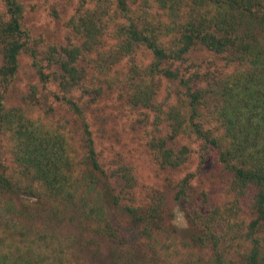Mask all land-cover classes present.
Wrapping results in <instances>:
<instances>
[{"label": "trees", "instance_id": "16d2710c", "mask_svg": "<svg viewBox=\"0 0 264 264\" xmlns=\"http://www.w3.org/2000/svg\"><path fill=\"white\" fill-rule=\"evenodd\" d=\"M90 1V8L68 19L80 43L48 45L37 53L27 46L22 4L0 0V142L9 155L6 165L0 156V195L21 190L38 201L57 199L64 207L78 200L84 219L97 220L112 241L118 238L108 264H140L133 253L141 245L137 239L151 237L165 223L161 190L152 196L155 191L138 181L132 162L105 168L85 117L92 103L119 89L114 99L136 110L151 170L179 167L190 147L178 142L197 141L199 152L209 148L230 175L235 200L251 192L241 215L230 206L224 222L215 217L217 209L185 212L184 244L208 248L211 264H264V0ZM194 50L211 59L204 66L185 64ZM22 52L42 82L56 83V98L69 119L42 120L19 105H5ZM138 53L146 64L135 61ZM190 175L175 183L174 199L183 197ZM112 181L117 193H111ZM99 185L107 187L112 203L122 197L130 201L123 207L134 245L121 241L97 197L85 198ZM53 262L9 247L0 252V264H61Z\"/></svg>", "mask_w": 264, "mask_h": 264}, {"label": "rangeland", "instance_id": "374dc122", "mask_svg": "<svg viewBox=\"0 0 264 264\" xmlns=\"http://www.w3.org/2000/svg\"><path fill=\"white\" fill-rule=\"evenodd\" d=\"M17 1L23 6L22 26L29 34L27 46L35 49L37 53L48 45L59 47L69 43H80L81 38L73 32L68 19L79 9L90 8L92 6L90 0ZM190 55L185 64L193 61L204 66L205 61L210 58L203 50L191 51ZM140 56L138 53L135 61L143 60L141 64H146L147 59L141 60ZM116 70L118 72H115ZM119 70V67L113 68L115 75H118ZM117 90L119 89L110 90V93L103 95L85 111L98 160L105 168L113 169L119 162H132L138 181L146 189L161 190L164 202L161 206L166 208L165 223L153 229L151 237L137 239L136 243L141 244L140 248L138 246L133 251L138 258L137 263L211 264L208 248L184 244L185 212L192 213L193 210H197L201 214H207L212 209H217L215 217L224 222L222 218L227 216L230 206L237 209L241 215L251 192L247 190L242 198L235 200L233 192L230 191V175L217 164L209 148L206 149V153L199 152L201 147L197 141L181 139L178 142L190 147L187 160L179 167L161 171L151 170L147 164L145 137L141 134L140 124L134 119L136 110L132 111L125 108L120 101H115ZM58 95L60 92L56 83L42 82L30 65L29 57L22 52L18 58L16 73L6 88L5 105H19L42 120L69 119L71 114L56 98ZM70 126L72 128V125ZM73 136L77 134L74 133ZM0 156L6 165L9 155L3 140L0 142ZM187 174L191 175L185 194L181 199H174L177 188L175 183ZM111 185L114 188L111 193H117V184L112 181ZM83 187L85 185L80 182L79 191L83 192L85 190L82 191ZM106 189L107 187L101 190L99 185L98 190H92L85 198L97 197L99 204L103 206L104 217L115 233L119 232L121 241L125 246L134 245L130 217L123 207L130 201L122 197L119 198V202L112 203L109 193L106 195ZM17 191L16 195H0V252L8 253L9 247L14 253L25 251V256L43 258L48 263H52L54 259L53 263L57 260L61 264L109 263L113 245L118 238L112 241V238L104 234V228L97 220L84 219L82 214L78 213L79 209H76L78 200L64 207L57 199L48 198L43 201L41 198L38 201L21 193V190ZM159 194L155 191L152 196ZM164 244H169L170 247L163 248ZM153 250L156 252L155 259L151 258ZM126 252L124 251L125 254ZM124 257L122 253L121 258Z\"/></svg>", "mask_w": 264, "mask_h": 264}]
</instances>
